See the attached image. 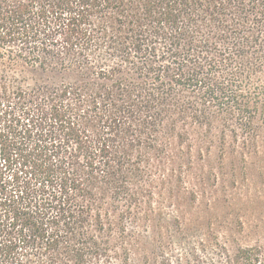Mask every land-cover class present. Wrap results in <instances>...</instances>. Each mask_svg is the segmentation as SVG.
I'll return each mask as SVG.
<instances>
[{"label":"trees","instance_id":"16d2710c","mask_svg":"<svg viewBox=\"0 0 264 264\" xmlns=\"http://www.w3.org/2000/svg\"><path fill=\"white\" fill-rule=\"evenodd\" d=\"M262 72L264 0H0V264H109L180 119L257 143Z\"/></svg>","mask_w":264,"mask_h":264},{"label":"rangeland","instance_id":"374dc122","mask_svg":"<svg viewBox=\"0 0 264 264\" xmlns=\"http://www.w3.org/2000/svg\"><path fill=\"white\" fill-rule=\"evenodd\" d=\"M259 78L264 83V72L246 87ZM184 92L198 103L204 96ZM221 123L210 129L187 114L178 125L184 135L162 139L165 152L150 161L141 202L133 206L141 218L128 216L124 234L114 229L109 264H229L227 255L238 246L255 244L264 253V124L257 143L244 145L231 137L223 141Z\"/></svg>","mask_w":264,"mask_h":264}]
</instances>
